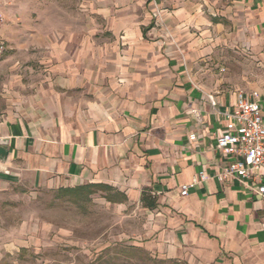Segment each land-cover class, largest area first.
Returning <instances> with one entry per match:
<instances>
[{
    "label": "crops",
    "instance_id": "1",
    "mask_svg": "<svg viewBox=\"0 0 264 264\" xmlns=\"http://www.w3.org/2000/svg\"><path fill=\"white\" fill-rule=\"evenodd\" d=\"M6 1L0 13L12 17L22 5ZM78 7L62 32L28 40L44 54L35 77L16 80L19 90L6 93L0 110V139L8 140L0 192L111 190L144 215L141 232L125 239L154 258L264 264V200L237 179L216 178L231 162L216 149L227 124L217 111H231L239 91L257 92L264 116V83L260 73L237 84L195 73L219 52L264 49V0ZM16 29L1 31V40ZM200 173L206 181L180 196Z\"/></svg>",
    "mask_w": 264,
    "mask_h": 264
},
{
    "label": "rangeland",
    "instance_id": "2",
    "mask_svg": "<svg viewBox=\"0 0 264 264\" xmlns=\"http://www.w3.org/2000/svg\"><path fill=\"white\" fill-rule=\"evenodd\" d=\"M0 1L2 7L8 6L6 0ZM10 1L11 6L18 1L22 7L12 17H4L0 26V34L17 27L8 33L10 41L2 39L5 49L0 54V110L8 104L6 93L10 92L12 98L15 89L19 90L16 80L29 83L38 72L36 55L44 53L28 48V40L41 31L62 32L64 20L79 13L80 1L88 0ZM84 15L92 14L86 11ZM220 67H224V73L218 71ZM195 73L211 79L228 77L235 84L241 80L239 77L249 79L260 73L264 83V49L255 56L237 50L227 55L219 52L213 60L201 63ZM88 191L0 192V264H183L154 258L128 243L125 237L140 233L145 222L133 202L107 189L90 195ZM113 196L124 205L106 201Z\"/></svg>",
    "mask_w": 264,
    "mask_h": 264
},
{
    "label": "built area",
    "instance_id": "3",
    "mask_svg": "<svg viewBox=\"0 0 264 264\" xmlns=\"http://www.w3.org/2000/svg\"><path fill=\"white\" fill-rule=\"evenodd\" d=\"M4 21V16L0 13V26ZM4 49L0 38V54ZM257 97V92L246 95L239 91L233 109L223 113H219L215 109V103L211 99L210 101L214 110L227 122L224 133L216 138V149L231 159V162L216 174V178L219 182L237 179L264 200V183L256 174L259 170L264 174V116ZM191 139L193 140L194 136H191ZM206 179L204 173H200L190 184L180 188V196H186L190 188L205 182Z\"/></svg>",
    "mask_w": 264,
    "mask_h": 264
},
{
    "label": "water",
    "instance_id": "4",
    "mask_svg": "<svg viewBox=\"0 0 264 264\" xmlns=\"http://www.w3.org/2000/svg\"><path fill=\"white\" fill-rule=\"evenodd\" d=\"M8 157V140L0 139V162H6Z\"/></svg>",
    "mask_w": 264,
    "mask_h": 264
},
{
    "label": "trees",
    "instance_id": "5",
    "mask_svg": "<svg viewBox=\"0 0 264 264\" xmlns=\"http://www.w3.org/2000/svg\"><path fill=\"white\" fill-rule=\"evenodd\" d=\"M84 189L89 190L88 195H90V194H93L95 191H97L99 189V187H95V188L94 187H86ZM84 189H78V190H74L71 192L77 194V193H80ZM90 189H92V190H90ZM61 192H67V191H61ZM108 201H111V200H108ZM159 263L165 264V261H160Z\"/></svg>",
    "mask_w": 264,
    "mask_h": 264
}]
</instances>
